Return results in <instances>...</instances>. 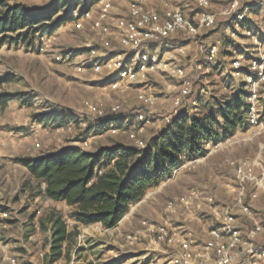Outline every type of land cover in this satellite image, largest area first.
Here are the masks:
<instances>
[{
  "label": "rangeland",
  "instance_id": "rangeland-1",
  "mask_svg": "<svg viewBox=\"0 0 264 264\" xmlns=\"http://www.w3.org/2000/svg\"><path fill=\"white\" fill-rule=\"evenodd\" d=\"M54 1L5 0L10 5L29 7H48ZM93 1L62 0L51 20L69 7H64L65 2L77 5V12L53 32L37 33L30 45L26 42H31V38L25 41L17 37V33H8L12 38L0 43V92L15 96L6 106L0 107V207L6 205L12 211L10 220L0 218V264H7L5 257L10 254L18 256L20 264H173L171 260L180 252V245L176 240L170 241L172 236L186 238L191 234L194 252H202L210 229L219 227L226 207L237 203L239 187L228 162L248 157L256 162L258 172L264 166V132L255 134L245 122L220 143H208L204 156L185 157L172 174L133 204L114 228H106L101 223H79L73 216L74 208L66 203L48 201L19 158L39 157L72 146L88 151L115 143L143 148L168 124L166 116L174 111L176 91L169 85L178 84L177 79L161 73L149 76L146 88L157 96V104L149 110L138 97L143 84L111 90L104 87L108 76H96L90 67L82 73L77 71V64L87 56L88 44L100 46L99 35L89 23L82 29L74 24L85 2L91 4ZM127 3L128 0H114V12L125 13ZM224 27L212 32H215L214 38L223 40L217 63L209 64L207 60L205 49L211 38H202L199 42L184 39L186 55L174 56L187 69L194 84L193 94L185 100L186 107L190 108L192 100L199 98L198 110L190 111V115L200 116L213 107L221 109L231 96L243 89L249 90L243 77L236 81L226 71L224 57L228 55L230 41ZM43 37L50 38L46 40L48 46ZM86 101L101 105L107 114H115L113 108L120 105L118 113L128 115L131 120L136 111L147 110L148 114L153 111L155 115L144 128L125 120L120 123L121 130L113 133L101 124L104 117L89 112ZM50 115L58 118V122L47 118L42 121L43 116ZM132 133L137 140L131 137ZM250 188L244 202L250 205L252 213L244 215L238 208L234 213L238 215L237 226L246 239L258 225L261 226L252 240L256 248L262 249L264 189L257 199H251ZM192 190L213 194L218 212H207L204 207L197 206L181 208L179 212L167 209L170 200ZM57 218L67 223L69 235L63 243V256L51 263ZM150 225L164 227L166 238L160 240L156 234H151L147 230ZM42 252L45 257L40 256ZM250 259L244 251L234 264H250ZM255 260L257 264H264V258ZM197 264H219L218 257L213 253L198 257Z\"/></svg>",
  "mask_w": 264,
  "mask_h": 264
},
{
  "label": "built area",
  "instance_id": "built-area-1",
  "mask_svg": "<svg viewBox=\"0 0 264 264\" xmlns=\"http://www.w3.org/2000/svg\"><path fill=\"white\" fill-rule=\"evenodd\" d=\"M94 1L82 14H77L74 24L82 29L89 23L99 35L100 46L88 44L87 56L77 64L78 72H85L90 67L96 76H108L104 87L111 90H119L130 84H143L138 97L149 110L157 104V96L146 88L149 76L161 73L179 80L178 84L169 85L176 91L174 111L166 116L167 123H171L178 115L198 110L199 98L192 100L190 108L186 107L185 100L193 94L194 84L187 69L174 56L186 55L187 45L183 42L170 45L168 40L180 37L199 42L202 38H211L205 51L208 63L214 64L220 60L218 57L223 40L214 38L215 32H212L225 26V35L230 41L228 55L224 57L227 60L226 71L236 81L238 77H243V83L250 92L245 107L247 124L255 130V134L264 132V0H128L127 10L123 14L114 12V0ZM43 38L45 43L50 40L49 37ZM198 67L202 68V64ZM100 106L86 101L90 113L105 117L108 114ZM119 111L120 105L113 108V112ZM135 114L134 120L127 122L138 123L140 128L151 122L155 115L153 111L148 114L147 110L136 111ZM106 127L113 133L122 128L117 121L108 122ZM131 137L136 138L135 133ZM228 164L234 171L239 187L235 198L237 203L226 207L219 227L210 229V237L202 252H194L191 234L186 238L172 236L170 241L176 240L180 245V252L171 260L173 264H197L198 257L211 253L218 257L219 264H234L244 251L251 258L250 264H257L255 258H264V248H256L252 240L261 226L258 225L251 232L250 240L246 239L237 226L238 215L234 213L237 208L244 215L252 213L244 197L249 186L253 187L251 199L260 196L264 189V166L258 172L256 162L248 157L230 160ZM194 206H208L216 210L215 198L192 190L170 200L167 209L179 212L181 208L191 209ZM11 212L9 206L1 205V220H10ZM147 230L160 240L167 236L164 227L150 225ZM40 256L45 257V254L42 252ZM5 260L7 264H20L16 255H7Z\"/></svg>",
  "mask_w": 264,
  "mask_h": 264
},
{
  "label": "trees",
  "instance_id": "trees-1",
  "mask_svg": "<svg viewBox=\"0 0 264 264\" xmlns=\"http://www.w3.org/2000/svg\"><path fill=\"white\" fill-rule=\"evenodd\" d=\"M61 4L62 0H55L48 7H29L0 0V43L12 38L8 33H17V37L25 41L28 38L34 41L37 33L53 32L72 19L78 9L77 5L65 2L64 7H69L51 20ZM89 5L85 2L80 14ZM32 41L26 43L30 45ZM183 41L174 37L167 43L175 45ZM249 94V90L243 89L231 96L227 104H222L223 108L213 107L200 116L185 113L176 116L143 148L115 143L88 151L72 146L39 157H22L19 162L28 169L46 198L64 201L74 208L73 216L77 222L85 225L101 223L106 228H114L130 212L133 204L142 200L152 186L172 174L185 157L204 156L208 143L218 144L244 125ZM13 99L15 96L0 92V107ZM46 118L58 122V118L52 115L43 116L42 121ZM125 120L131 118L113 113L100 122L106 126L108 122L123 124ZM68 235L67 223L57 218L51 263L63 256L62 247Z\"/></svg>",
  "mask_w": 264,
  "mask_h": 264
},
{
  "label": "crops",
  "instance_id": "crops-1",
  "mask_svg": "<svg viewBox=\"0 0 264 264\" xmlns=\"http://www.w3.org/2000/svg\"><path fill=\"white\" fill-rule=\"evenodd\" d=\"M34 179V178H33ZM42 188H43V185H42ZM209 195H213V194H209ZM48 201H50V202H60V203H66V202H64V201H55V200H52V199H49L48 198ZM67 204V203H66ZM217 207L218 206H216V210L215 209H212V208H209L208 206H204V209L207 211V212H216L217 211Z\"/></svg>",
  "mask_w": 264,
  "mask_h": 264
}]
</instances>
